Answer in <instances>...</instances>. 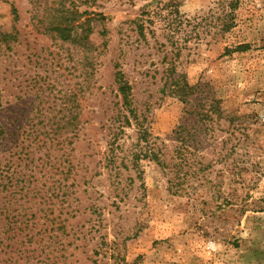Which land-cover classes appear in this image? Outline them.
Wrapping results in <instances>:
<instances>
[{
	"label": "rangeland",
	"instance_id": "rangeland-1",
	"mask_svg": "<svg viewBox=\"0 0 264 264\" xmlns=\"http://www.w3.org/2000/svg\"><path fill=\"white\" fill-rule=\"evenodd\" d=\"M98 3L80 42L0 0V264H264V0Z\"/></svg>",
	"mask_w": 264,
	"mask_h": 264
},
{
	"label": "trees",
	"instance_id": "trees-1",
	"mask_svg": "<svg viewBox=\"0 0 264 264\" xmlns=\"http://www.w3.org/2000/svg\"><path fill=\"white\" fill-rule=\"evenodd\" d=\"M32 5L33 16L39 17V21H45L44 31L47 33H54L55 36H58L62 40H74L82 41L84 39V28L83 25L85 22L88 23L89 20L95 22L102 21L105 15L101 11L80 9L82 5H92L99 6L98 0H28ZM10 7L14 17H18L17 8L10 3ZM93 27H90L89 31H92ZM102 34V31H98ZM117 66V64H115ZM114 80L116 82V89L118 94L121 97L123 109H126V113L123 115L124 122L126 124H131L132 121L136 125L138 132V142L144 141L148 142L150 132L147 130V127L144 125V116L139 113L137 107L133 105L132 102V87L129 81L126 79L124 72L119 68L114 73ZM166 84V82H165ZM170 89V92L178 96L182 101L186 102L189 95H192L197 86L190 85L188 82L182 78H174L170 85L166 86ZM186 126L180 124L177 126V129L174 130L176 134L177 144V154H179L180 162H185L184 152L187 151L188 144L190 141L194 140L188 136ZM163 154L161 150L156 148H150L144 152H136L132 154L133 160L139 158H151L156 160L158 163H163Z\"/></svg>",
	"mask_w": 264,
	"mask_h": 264
}]
</instances>
